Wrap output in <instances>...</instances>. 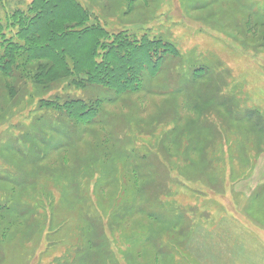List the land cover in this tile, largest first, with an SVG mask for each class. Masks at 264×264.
Listing matches in <instances>:
<instances>
[{
  "label": "rangeland",
  "instance_id": "obj_1",
  "mask_svg": "<svg viewBox=\"0 0 264 264\" xmlns=\"http://www.w3.org/2000/svg\"><path fill=\"white\" fill-rule=\"evenodd\" d=\"M76 1L175 54L123 93L0 76V264H264V0Z\"/></svg>",
  "mask_w": 264,
  "mask_h": 264
},
{
  "label": "trees",
  "instance_id": "obj_2",
  "mask_svg": "<svg viewBox=\"0 0 264 264\" xmlns=\"http://www.w3.org/2000/svg\"><path fill=\"white\" fill-rule=\"evenodd\" d=\"M26 13L17 11L12 15L11 25L18 27L22 43L7 40L0 25V76L20 74L19 77L24 76L36 85L46 86L58 83L61 74L75 77L85 74V81L81 83L103 85L123 93L139 90L142 71L147 68L156 73L164 58L175 54L171 45L161 40L142 38L137 41L127 34L109 35L90 25L87 10L76 0H33ZM4 39L5 46L2 45ZM88 40L93 48L90 51L84 49ZM79 52L87 56V61L69 65L66 56ZM75 102H71L75 109L72 112L77 115L74 118L90 121L94 107L85 105L83 108L82 101ZM58 104L51 100L40 101V106L48 110L58 108Z\"/></svg>",
  "mask_w": 264,
  "mask_h": 264
}]
</instances>
